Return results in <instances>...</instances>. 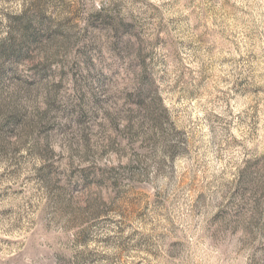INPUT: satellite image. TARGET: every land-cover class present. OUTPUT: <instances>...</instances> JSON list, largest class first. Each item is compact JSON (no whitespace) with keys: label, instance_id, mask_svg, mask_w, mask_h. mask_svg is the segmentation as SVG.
<instances>
[{"label":"rangeland","instance_id":"obj_1","mask_svg":"<svg viewBox=\"0 0 264 264\" xmlns=\"http://www.w3.org/2000/svg\"><path fill=\"white\" fill-rule=\"evenodd\" d=\"M0 264H264V0H0Z\"/></svg>","mask_w":264,"mask_h":264}]
</instances>
